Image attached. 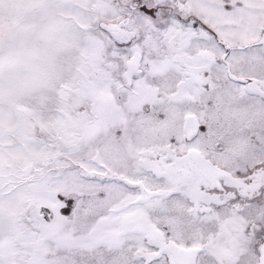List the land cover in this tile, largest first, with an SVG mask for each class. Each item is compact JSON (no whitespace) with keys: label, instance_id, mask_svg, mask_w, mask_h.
<instances>
[{"label":"snow or ice","instance_id":"6c2138e0","mask_svg":"<svg viewBox=\"0 0 264 264\" xmlns=\"http://www.w3.org/2000/svg\"><path fill=\"white\" fill-rule=\"evenodd\" d=\"M0 264H264V0H0Z\"/></svg>","mask_w":264,"mask_h":264}]
</instances>
